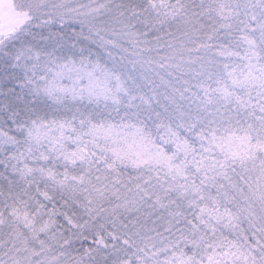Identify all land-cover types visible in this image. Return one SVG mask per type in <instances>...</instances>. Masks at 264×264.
Returning a JSON list of instances; mask_svg holds the SVG:
<instances>
[{
    "label": "snow or ice",
    "instance_id": "6c2138e0",
    "mask_svg": "<svg viewBox=\"0 0 264 264\" xmlns=\"http://www.w3.org/2000/svg\"><path fill=\"white\" fill-rule=\"evenodd\" d=\"M0 264H264V0H0Z\"/></svg>",
    "mask_w": 264,
    "mask_h": 264
}]
</instances>
